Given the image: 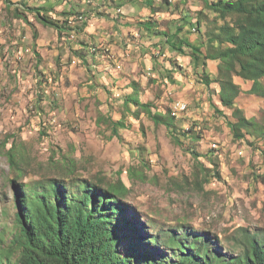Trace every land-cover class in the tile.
<instances>
[{
  "label": "rangeland",
  "instance_id": "rangeland-1",
  "mask_svg": "<svg viewBox=\"0 0 264 264\" xmlns=\"http://www.w3.org/2000/svg\"><path fill=\"white\" fill-rule=\"evenodd\" d=\"M208 1L0 0V264L20 255L18 194L30 205L53 182L67 202L81 184L127 185L114 224L122 257L138 247L133 264L179 261L174 235L208 238L228 261L264 241V131L236 138L219 85L173 46L176 31L206 41ZM208 70L217 79L218 63ZM235 81L236 107L264 128V98ZM171 112L172 130L152 118Z\"/></svg>",
  "mask_w": 264,
  "mask_h": 264
},
{
  "label": "trees",
  "instance_id": "trees-1",
  "mask_svg": "<svg viewBox=\"0 0 264 264\" xmlns=\"http://www.w3.org/2000/svg\"><path fill=\"white\" fill-rule=\"evenodd\" d=\"M207 5L215 19L204 34L206 41L192 43L176 31L178 41L173 46L180 50L183 45L190 46L194 61L203 66L204 82L207 86L214 82L219 85L218 100L233 109L235 121L230 122V127L236 138L245 137L244 129L262 132L263 126H254V121L235 105L242 92L235 77L251 82L249 93L264 98V0H214ZM42 19L44 24L53 25L47 18ZM208 61L218 63L215 80L210 77ZM152 118L173 129L172 112L169 116L155 113ZM114 132L118 133V129ZM128 193L122 180L105 187L81 184V192L69 197L70 202L64 199L56 182L42 193H33L30 205L19 193L20 228L13 242L20 255L11 264H133L138 247L132 245L128 249L131 256L122 257L118 253V226L114 224V214L123 211L121 200ZM195 237L194 242L187 243L171 236L179 261H159L145 254L141 258L146 264H264V241L257 236L250 237L242 256L229 261L210 251L205 244L208 238Z\"/></svg>",
  "mask_w": 264,
  "mask_h": 264
},
{
  "label": "bare ground",
  "instance_id": "bare-ground-1",
  "mask_svg": "<svg viewBox=\"0 0 264 264\" xmlns=\"http://www.w3.org/2000/svg\"><path fill=\"white\" fill-rule=\"evenodd\" d=\"M177 110L180 111V112H185L189 109V104L187 102H178L177 103V106H176ZM201 129V127H200Z\"/></svg>",
  "mask_w": 264,
  "mask_h": 264
}]
</instances>
